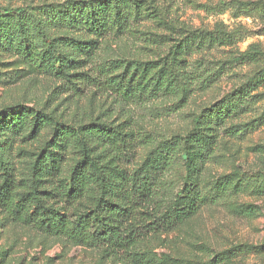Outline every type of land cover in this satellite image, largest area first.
<instances>
[{
  "label": "trees",
  "instance_id": "obj_1",
  "mask_svg": "<svg viewBox=\"0 0 264 264\" xmlns=\"http://www.w3.org/2000/svg\"><path fill=\"white\" fill-rule=\"evenodd\" d=\"M233 3L241 10L252 5ZM147 23L166 33L147 31ZM50 26L59 27V41L68 54L58 56L49 46L42 49L46 33L41 34L42 28ZM141 28H148L143 33L146 48L156 59L94 64L93 54L101 40ZM234 37L220 25L208 30L175 24L165 19L159 0H65L31 11L4 8L0 41L15 39L25 61L51 71L77 92L81 90L76 85L85 81L118 100L183 94L184 101L195 86L207 89L240 64L254 66L255 73L227 99L195 116L188 133L158 145L140 164L134 163L136 151L147 146L151 137L128 122L97 118L68 125L54 122L42 111L10 113L6 121L13 132L26 127V137L36 142L40 131L50 126L52 138L28 152L30 175L24 179L16 178L8 159L11 145L0 138V209L47 237L100 249L116 263L147 264L144 254L136 250L139 245L179 228L207 201L208 196L197 188L171 195L166 174L175 153L183 152L185 179L192 186L203 166L215 157L221 132L235 137L243 131L238 125L226 127V120L244 113L251 91L264 85V50L257 44L245 52L233 50ZM227 47L231 48L224 58H214L215 50ZM257 121L264 123V108ZM255 149L264 152V145ZM234 182L220 177L210 189L212 199L228 187L239 192L241 187Z\"/></svg>",
  "mask_w": 264,
  "mask_h": 264
},
{
  "label": "rangeland",
  "instance_id": "obj_2",
  "mask_svg": "<svg viewBox=\"0 0 264 264\" xmlns=\"http://www.w3.org/2000/svg\"><path fill=\"white\" fill-rule=\"evenodd\" d=\"M65 0H0V18L4 8L31 11L43 4ZM234 0H159L165 19L187 28L212 30L223 26L235 37L233 50L245 52L252 44L264 50V0H237L252 3L241 10ZM223 2V3H222ZM138 32L125 33L119 38L108 36L94 51V64L109 61L154 60L157 56L145 44L143 33H166L153 23ZM9 27V26H8ZM148 29V30H147ZM147 30V31H146ZM43 46L53 47L56 54H68L61 47L58 26L42 28ZM40 37V35H37ZM0 41V138L10 143L9 163L17 179L30 175V153L52 138L50 126L39 138L28 140L26 127L13 132L7 115L21 110L42 111L54 122L75 125L99 118L115 124L128 122L151 137V142L136 151L134 163L140 164L149 151L175 136H184L192 128L195 116L227 99L255 73V67L240 64L207 89L195 86L183 100L158 97L151 100H118L83 81L74 89L59 81L51 71L32 66L15 47L16 41ZM42 41V39H40ZM42 44V43H40ZM231 47L217 49L214 58L222 59ZM213 56V55H212ZM195 57V55L193 56ZM93 67V66H90ZM94 68V67H93ZM246 111L237 113L227 126L238 125L243 130L235 137L221 132L213 160L206 163L193 185L185 179V161L181 150L175 153L166 174L172 196L194 188L207 195L198 213L179 228L150 237L136 249L144 254L147 264H264V123L258 118L264 108V85L251 91ZM230 119V118H228ZM253 121V122H252ZM247 127H244V125ZM25 136V139L24 137ZM71 155V154H70ZM72 156V155H71ZM69 157L68 164L71 163ZM222 176L234 179L239 192L226 188L219 198H213L212 185ZM261 190V192H259ZM144 259V260H145ZM0 264H133L116 263L102 255L100 249L75 246L62 239L47 237L31 226L15 222L0 209Z\"/></svg>",
  "mask_w": 264,
  "mask_h": 264
}]
</instances>
